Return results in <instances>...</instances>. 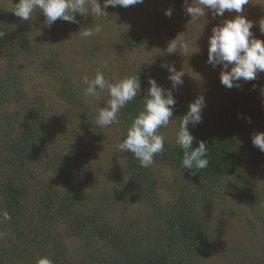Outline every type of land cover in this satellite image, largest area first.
<instances>
[{
  "label": "trees",
  "instance_id": "trees-1",
  "mask_svg": "<svg viewBox=\"0 0 264 264\" xmlns=\"http://www.w3.org/2000/svg\"><path fill=\"white\" fill-rule=\"evenodd\" d=\"M8 15L13 23L17 20L25 24L18 16L15 20ZM2 16L0 9V22ZM17 35V40L23 42L24 34ZM140 39L134 30H127L123 36L129 46L141 44ZM91 45L82 41L79 52L87 55ZM12 58L10 54L7 62ZM51 67V56L47 55L41 68ZM148 72L145 66L134 69L133 75L139 77L146 91L142 93L140 89L138 96L120 110L115 123L118 135L107 151L113 157L110 160L104 161L100 156L104 154L100 153L105 152L98 150L104 134L96 125L97 111L91 106L92 98L85 95L82 85L72 81L71 75L60 72V114L45 119L32 109L23 116L21 131L7 138L18 141L14 152L0 160V166L5 164L0 170V211L6 210L11 216L10 220L0 222V233L4 234L0 236V264H37L43 256L50 257L54 264H171L177 257L181 264H194L197 250L202 245L214 244L208 241L207 222L199 204L227 194V187L225 191L221 188L226 186L228 176L239 162L258 149L253 146L252 137L264 133V104L254 98H242L236 91H226L214 105L202 110L201 123L188 125L196 138L193 148L200 140L206 142V168H182L183 150L175 142H165L164 151L154 156L152 166L141 167L130 151L119 152L116 145L125 138L132 118L143 108L149 88ZM9 74L13 72L8 70L0 75V91L1 80L6 81L4 77ZM9 94L17 98L14 90H9ZM2 106L3 102L0 125L12 126L14 110L6 114ZM187 109L188 105L177 102L173 108L171 118L177 131ZM59 124L58 130L52 128ZM71 145L73 149L87 147L81 158L88 160L89 166L74 169L72 160L69 161L71 154H66ZM92 148L94 155L90 157ZM35 167L44 176L26 179ZM163 168L170 169L169 175L158 174ZM240 174L231 189L245 192L250 202L255 187ZM125 196L132 197V203L142 204L140 211L145 213L128 210L121 214L119 223L100 215L108 211L109 204ZM72 241L75 243L69 248Z\"/></svg>",
  "mask_w": 264,
  "mask_h": 264
},
{
  "label": "rangeland",
  "instance_id": "rangeland-1",
  "mask_svg": "<svg viewBox=\"0 0 264 264\" xmlns=\"http://www.w3.org/2000/svg\"><path fill=\"white\" fill-rule=\"evenodd\" d=\"M18 2L19 0H0L3 15L0 32L5 33L0 37V75L8 70L13 72V75L4 77L6 81L1 80L3 91H0V103L3 102L4 113L14 110L11 119L13 125H0V160L6 159L7 155L14 152L18 141H9L7 138L21 131L23 116L26 113L35 109L41 113L40 117L45 119L47 116L55 117L61 113V99L58 97V82L63 76L60 75L61 71L71 75L72 81L80 87L82 85L85 92L87 85L83 78L87 76L89 80L94 79L98 69L103 71L106 79L115 82L119 80L120 75L131 76L136 66H145L151 74H157L166 80L157 83L171 90L177 103L189 105L202 95L205 102L203 109H207L226 91H236L242 98H254L264 104V72H258L255 80L241 79L234 82L239 87L227 88L220 82L222 67H213L207 63L208 38L212 28L224 19L237 15L234 11H226L223 17H214L212 12L206 9L204 17L191 20V16L185 11V4L191 5L195 0H144L141 4L127 8H104V0H97L106 14L96 16L91 13L92 0H89L87 7L90 14L86 17L76 14L78 24L58 19L48 27L46 17L40 9H35L27 21L18 17L25 24L17 23V16L13 11ZM169 8L172 9L170 17L165 15V10ZM111 9L113 13L110 14ZM8 14L16 22L13 23L14 20H10ZM241 14L253 22L251 31L254 37L264 40V32L261 31V26L264 27V0H249V3L243 6ZM94 25H100L101 32L87 38L80 36V32L86 27ZM127 30L139 33L141 44H125L123 36ZM18 32L24 34L23 42L17 40ZM82 41L93 44L88 47L87 55L79 52ZM172 45L176 46L175 52L168 53ZM5 51L9 53L5 54ZM10 54H13V58L8 63ZM47 55L51 56L53 64L49 70L41 68V62ZM168 64L174 65L177 71L184 72L183 84L175 89L167 78L170 73L162 67ZM103 65L107 67L102 68ZM9 90H14L17 98H13ZM11 93L13 94L12 91ZM100 96L99 100L92 98L91 104L97 115L100 108L105 107L110 99L107 89L101 91ZM18 116L20 118H16ZM59 126L60 124L52 128L58 130ZM117 128L115 123L100 128L104 136L98 144V150L105 152L100 153L104 154L100 155L104 161L113 158L107 151L113 146L118 135ZM158 131L165 137V142H175L177 128L171 117L168 126L161 127ZM73 148L75 147L71 145L66 154H71L69 161L72 160L74 169L89 166L88 160L83 161L81 158L87 147ZM93 152L94 148L90 157H93ZM100 162L107 166L103 161ZM236 166L228 176L226 186L221 188L225 191L227 187L226 192H229L213 198L209 203L199 204L198 208L202 209L207 222L208 241H213L214 244L211 247L202 245L196 252L194 264H264V152L257 149ZM2 168H5V164L0 166V170ZM169 172L170 169L163 168L158 174L169 175ZM41 173V170L35 167L26 179L38 180L44 176ZM239 173L245 176L246 182L255 187V192L250 194V202L245 192L231 189L235 179L240 178ZM55 179L59 181L60 178ZM131 198L120 197L115 203L109 204L108 211H103L100 215L108 221L119 223L121 214H126L128 210L145 213L140 211L143 210V205L132 203ZM102 200L103 198L100 201ZM196 200L197 197L193 199L194 202ZM107 202L108 199H105L104 203ZM89 203L93 201L90 199ZM73 243L75 242L70 243L69 248ZM171 264H181L180 257L172 260Z\"/></svg>",
  "mask_w": 264,
  "mask_h": 264
},
{
  "label": "clouds",
  "instance_id": "clouds-1",
  "mask_svg": "<svg viewBox=\"0 0 264 264\" xmlns=\"http://www.w3.org/2000/svg\"><path fill=\"white\" fill-rule=\"evenodd\" d=\"M88 2L89 0H19L13 12L22 20L27 21L35 9H40L46 17L48 27H51L58 19L78 24L76 14L82 17L90 14L87 7ZM143 2L144 0H104L103 7L127 8ZM248 3L249 0H195V3L191 5L185 4V11L191 16V20L204 17L206 9L212 12L214 17H223L226 11L237 13L233 18L224 19L219 25L214 26L208 38L207 63L213 67L217 65L222 67L220 82L227 88L239 87L234 82L241 79L255 80L258 72H264V40L254 37L251 31L253 22L241 14L243 6ZM91 13L96 16L106 14L97 0H92ZM165 15L170 17L172 9H166ZM101 30L100 25L86 27L80 32V36L82 38L91 37ZM261 31L264 32L262 26ZM4 35V32H0V37ZM175 47L172 45L167 52H175ZM106 67L107 65L102 66V68ZM162 67L170 73L167 78L173 89L183 84L184 72L177 71L171 64L162 65ZM133 73L134 71L131 76L127 77L120 75L119 80L112 82L105 78L101 69H98L94 79L89 80L87 76L83 78V82L87 85L86 96L99 100L101 91L105 89L110 96L107 105L101 107L98 112L97 126L106 127L117 123L120 110L138 96L140 89L142 93H145L146 90L140 85L139 77ZM148 73L149 88L147 96L144 97L143 108L132 118L125 138L116 145L117 151H130L139 160L140 166L145 168L152 166L154 156L164 151L165 137L159 133L158 129L168 126L176 105L172 91L162 87L163 84L158 85L157 81L161 82V77ZM204 107V97L198 96L188 105L179 123L175 144L183 150L181 167L184 169H204L209 164L206 142L200 140L198 146L193 148L192 143L196 138L188 129L189 124L195 126L202 122ZM248 119L250 121V118ZM252 144L264 152V133L253 135ZM0 217H2L0 222L11 219L6 210L0 211ZM2 235L4 234L0 233V236ZM37 264H54V262L50 257L43 256L38 259Z\"/></svg>",
  "mask_w": 264,
  "mask_h": 264
}]
</instances>
